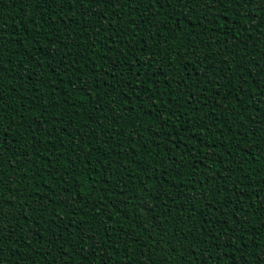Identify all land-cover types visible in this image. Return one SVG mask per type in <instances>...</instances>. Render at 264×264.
<instances>
[{"label": "trees", "instance_id": "16d2710c", "mask_svg": "<svg viewBox=\"0 0 264 264\" xmlns=\"http://www.w3.org/2000/svg\"><path fill=\"white\" fill-rule=\"evenodd\" d=\"M68 7L71 8V5ZM86 7L97 15L81 16L77 14L78 9H73L71 13L66 9L62 14L54 4L42 18V8L35 0H0V19L8 26L7 37L10 41L8 49L5 50V58L0 61L9 69L0 94L7 96L8 102L13 106L23 104L26 100L25 119L29 121L27 124H18V130L13 133L18 137V143L12 151L20 149L25 152L23 159L26 163L13 168L5 162V172L14 174L16 180L0 186V196L5 200H14L19 213H26L29 217L27 220L12 219L11 225L19 230L13 233L10 244L15 249L14 255L9 253L5 264H9L17 256L21 258L20 264H62L60 255L65 251L68 252V264H105L106 256L110 257L106 264H121V257L125 258L124 264H127V250L123 248L125 240L130 241L131 248L140 246L134 253L135 259L131 260V264H137L147 250L144 240L151 235V230L143 232L139 237L135 236L140 228L138 222L125 216L122 211L125 206L111 191V185L115 181L106 180L104 175L116 170L115 177L118 179L121 175V171L117 170L118 164L126 159L132 160L133 157L139 158V162L128 165L127 179L139 180L144 175L145 167L149 171L155 169L160 179L154 178L148 183L150 186L163 185L159 191L162 196L161 204L166 206L171 203L169 197L179 192L182 208H174L173 212L179 211L185 217L191 212L192 219H185L180 227L185 231L191 227L192 232L197 235V225L202 224L204 219L215 220L221 202L227 196H233L228 189H233L235 195L232 202L223 204V208L229 213L235 211L240 221L251 223L237 224L236 216L230 215L227 217V224H212L210 230L215 235L227 228L231 234V229L239 227L243 230L244 241H247L248 246L242 252L238 251V248L243 247L244 241L239 238L231 240L232 247L224 249L228 252L224 256L214 244L205 249L198 241H192L196 248L201 249L197 252L196 264H201L204 254L211 256L207 264H216L217 260L220 264H255L259 257L264 256V200L261 199L264 198V188H261L264 185V101L261 100L258 87V81L264 80V72L254 67L256 63L264 65V9H259L254 3L251 11L242 9L235 16L233 12H228L225 20L220 9L216 8L211 10L215 15L209 14L206 19L201 20L199 17L204 13L200 11V3L195 4V7L181 4L179 12L185 14L182 17L171 15L167 5L159 9L160 15L154 17L151 15L152 9L145 11L146 5H142L139 10H136L135 5L122 9H113L107 5L99 8L95 5ZM100 11L106 12L107 18H101ZM117 15L119 19L116 18ZM217 16L220 19H216ZM52 17L56 18L58 31L49 42H44L41 35L40 47L46 51L55 48V52L52 56H45L36 51L38 46L33 39V32L37 24L42 25L39 29L41 33L45 30L51 31ZM166 18L167 24H157V21L162 22ZM149 19L151 23H145ZM18 20L22 22L17 24ZM65 20L68 21L67 24L64 23ZM245 20L248 21L247 24L244 23ZM129 23L131 30H128ZM137 23L140 24L139 28L136 27ZM253 24L255 27H252ZM173 28L175 31H172ZM61 33L64 35L63 42L56 47V40L61 38ZM237 35L239 41H243L239 49L234 43ZM209 36L213 38L211 41ZM208 43L212 46L208 47ZM66 44L68 47H65ZM126 44L131 46L125 47ZM193 45L196 46L195 55L187 54L192 51L190 46ZM66 52L69 55H65ZM178 53L184 54L183 60L179 61L180 68L176 67ZM148 56L153 57V63L137 65V72L133 61L136 57L143 61ZM121 60L124 61L123 75H119L114 67ZM221 60H233L242 67L233 69L231 73L226 69L220 72L221 76L231 77L223 82V86L213 88L212 85L201 84V77L196 75L197 71L203 73L205 64H211L219 71L224 68L220 64ZM72 61L75 63L68 67ZM185 61L189 66L190 79H185L180 74ZM249 67L252 71L247 70ZM170 68L173 71L169 72ZM69 73H72L70 79L74 83L69 82ZM151 73L155 75H150ZM209 73L212 74L211 69ZM20 76L25 79H19ZM245 77L248 78V93L238 96L239 87ZM177 79L183 81L182 85H177ZM85 81L87 91L92 93V96L87 97L86 103L81 99L82 95H86L83 87ZM129 82H140L143 88L136 87L135 83L129 86ZM33 84L40 85L44 92L43 97L39 96ZM156 84H159V88H156ZM149 85L153 86L152 93H147ZM13 87L16 89L15 94L10 92ZM114 87L123 88L124 93L132 92L135 88V92L131 96H120L110 107L98 109L96 99L111 101L115 96ZM53 90L55 100L49 97ZM146 95L148 99H143V107H140L141 98ZM225 95L227 99H221ZM33 100L40 102L41 107H36ZM165 100L169 103L164 104ZM193 100L199 103H194ZM238 100L243 102L246 111L237 103ZM249 100L252 101V106H248ZM55 101H59L58 108H53ZM150 101L155 103L150 104ZM234 104L235 109L232 108ZM161 110L166 118L171 111V118L167 119L163 128L160 127L161 122L155 119ZM53 112L56 114L55 121ZM238 112L243 115V121L229 129L237 120ZM115 113H119V123L115 124L113 130L112 125L115 122L112 115ZM11 115L19 121V116L15 113ZM125 116L129 117L127 121L123 119ZM137 116L144 127L138 129L136 140H121V136L128 133ZM97 121L98 125L95 123ZM7 122V119L3 121L5 125ZM52 123L55 126L49 140L47 129ZM38 124L43 131L34 133L32 129ZM197 124L202 127H196ZM63 126H67L73 136L86 137L92 143L84 145L82 140H72L76 148L71 149L68 139L60 140L65 135ZM242 129H246L243 138L240 135ZM157 132L160 134L156 135ZM97 135L100 140L95 139ZM141 138L144 147H141ZM104 141L107 143H103ZM131 143L135 147L130 150ZM33 144L36 145L35 148L32 147ZM156 144H159L158 148ZM254 144L260 146L259 150ZM78 152L82 154L79 157ZM83 153H90L94 159L84 163L87 158ZM165 153L168 155L165 156ZM5 155L10 153L6 152ZM205 157L208 159H204ZM18 158L13 156V162ZM212 176L215 179H209ZM201 177L204 178L202 181ZM198 182L204 187L197 186L195 191L197 194L206 191L209 200L188 202L187 185H197ZM181 184L185 187H179ZM73 191L77 196H83V199L74 201L69 208L65 197ZM81 203L86 204L85 211L102 207L101 216L110 213L111 218L104 224L97 223L99 217L88 218L87 224H78L84 214L78 208ZM206 203L215 207H205ZM38 204H44L46 208L43 216L39 211L30 210ZM156 212L163 220V207ZM128 213L132 214L131 209ZM60 216L63 217L62 220L59 219ZM50 217L56 219L61 227L66 221H71L63 247H60L59 238L52 244L48 242L49 234L55 227L52 223H45ZM150 223L149 220L145 221L146 225ZM72 224L77 226L72 228ZM33 229L39 230L42 240L37 241L34 238ZM240 234L237 233V237ZM93 238H107L106 253L102 245L93 243ZM133 240L134 243H131ZM219 242L221 245L228 243V236L220 235ZM90 244L93 247L90 248ZM172 244L179 251H184L176 240ZM29 245H33L35 250H31ZM169 247L170 245L164 243L153 249L154 259L160 264H168L170 259H176L175 255L170 258L166 254L165 249ZM93 249L95 255L92 254ZM115 249L121 251L117 253ZM81 253L87 257L86 260H82Z\"/></svg>", "mask_w": 264, "mask_h": 264}, {"label": "snow or ice", "instance_id": "6c2138e0", "mask_svg": "<svg viewBox=\"0 0 264 264\" xmlns=\"http://www.w3.org/2000/svg\"><path fill=\"white\" fill-rule=\"evenodd\" d=\"M35 3L39 6H41L42 11L40 12V16L42 18L45 17V13L47 12L48 8H51L52 5H57L59 8L60 12L63 14L65 10L67 9L68 13H71L73 9H78V15L81 16H95L97 15L96 12L90 11L86 5H95L97 8H99L101 5H107L110 8L116 9L117 7L119 8H131L133 5L136 6V10H139V8L142 5H146L147 7L145 8V11L147 12L148 9H152L151 15L154 17L156 15H160L161 13L159 12V9L164 8L165 5L168 6L170 9L171 15H176V16H183L185 14L179 12V7L181 4L188 5L195 7V4L200 3L202 5L200 11L204 13L202 17H199V19L203 20L206 19L209 14L215 15L212 13V9L219 8L221 15H223L224 19L227 20V13L228 12H233V16L236 15V13H239L242 9H244L246 12L251 11L252 4H256L259 9H264V0H35ZM71 5V8L68 6ZM247 5V8L245 6ZM233 7H235V11H233ZM82 9V11H81ZM207 10V11H205ZM99 15L101 18H107V13L104 11H100ZM119 19L118 15L116 17ZM216 19H220L219 16L216 17ZM255 19V17H253ZM262 21H264V17H262ZM22 21H16L17 24H20ZM211 22V21H210ZM65 24L68 23L67 20L64 21ZM78 23V22H76ZM86 23V21H85ZM145 23H151V19L145 21ZM167 24L168 19L166 18L164 21H157V24ZM189 23H191V20H189ZM245 24L248 23L247 20L244 21ZM52 24L53 27L51 31L45 30L43 33L39 31V29L42 27V25L37 24L35 25V31L33 32V39L35 41V44L38 46L36 51H39L41 55L45 56H52L53 53L55 52V48H53L51 51H46L43 47H40L41 45V35L44 38V42H49L52 40L53 36L56 34L58 31V26H56V18L52 17ZM222 27L224 25H221ZM7 27L6 22L3 19H0V61H2L5 58V50L8 49L9 46V39L7 37ZM136 27L139 28L140 24L137 23ZM205 29L207 30V25L204 26ZM252 27H255V24L252 25ZM103 30V29H101ZM131 30V24L129 23V29ZM244 31H247V28L243 29ZM172 31H175V28L172 29ZM150 35H155V33H150ZM64 35L61 33V38L56 40V47H59V44L63 42ZM209 41H211L213 38L209 36ZM115 43V41H113ZM147 43V40H145V44ZM236 44V48L239 49L243 41H239V37L237 35L236 40L234 41ZM130 44H126L125 47H130ZM208 47H211V43L207 44ZM65 47H68L66 44ZM192 48V51L190 55H195V47L196 46H190ZM141 50H143V46H141ZM19 51V49H17ZM123 54V53H121ZM65 55H69V53H65ZM237 55L239 53L237 52ZM33 57H35V52L33 53ZM184 58V54H177V68H180V63L179 61H182ZM235 59V58H233ZM205 60H207V57H205ZM75 61H72L69 63L68 67H71L72 64H74ZM152 64L153 63V57L148 56L145 57L143 61H140L139 57H136V59L133 61V67H136L139 64ZM220 64L224 66V68L220 69L217 71L215 67H213L211 64H205V71L203 73H200L197 71L196 75L200 76V83L201 84H208L212 85L213 88H216L217 86H223V82L225 80H230V76H221L220 72H223L225 69L228 72H233V69H238L241 68L242 65L239 64V62H233V60H221ZM117 73L119 75H123V67H124V61L121 60L118 65H114ZM188 64L185 61L184 62V68L181 69V75L185 77V79H190V73L188 72ZM255 68L259 69L261 72H264V65H261L260 63H256L254 65ZM81 68H83V65H81ZM209 69L212 70V74L210 75ZM55 70V69H54ZM66 70V69H65ZM248 71L251 70L252 68L249 67L247 69ZM136 71L139 72V67H136ZM173 71V69H169V72ZM9 69L5 68L2 63H0V92H2V87H3V80L5 79L6 75L8 74ZM59 74V73H58ZM235 74V73H233ZM72 73H69V82L71 81ZM111 75V73H109ZM150 75H155V73H151ZM31 74H29L28 79H30ZM115 78V77H113ZM240 78V77H237ZM19 79L23 80L25 77L20 76ZM132 83H135L136 87L143 88V85L140 82H129V86H131ZM177 85H182L183 81L180 79H177L176 81ZM259 84V95L261 97V100L264 101V80L258 81ZM248 78L245 77L242 79L241 85L239 87L237 95L239 94H247L248 93ZM87 81H85L84 88L86 91V95H82L81 99L87 102V97L92 96L91 91H87ZM53 87L54 86H50ZM93 87H95V80H93ZM33 88L36 89V91L39 93L40 97L44 96V92L40 85L38 84H33ZM156 88H159V84H156ZM15 87L10 89V92L15 94L16 89ZM171 90V89H170ZM183 89H181L182 91ZM113 91L115 92V96L111 101H104L103 98L96 99L93 97V99H96V105L98 106V109H105L106 107H110L111 104H115L117 100L120 98L122 95H128L131 96L132 93L135 92V88L132 89V92L129 93H124L123 88H113ZM153 91V86L149 85L147 89V93H152ZM255 91V89H253ZM49 97L53 100H55V91L53 90L52 92L49 93ZM24 100V98H21ZM143 99H148V96L146 95L145 97L141 98V103L140 107H143ZM221 99H227V96L221 97ZM194 103H199V101L193 100ZM27 103L26 100H24L23 104L20 105H11L8 102L7 96L0 94V186H3L5 183L11 184L13 181L16 180V176L12 173H7L4 170V164L5 162L9 163L13 168H15L17 165L23 166L26 161L23 159L25 152L21 151L20 149H17L15 152L12 151L14 145L18 143V137L13 135L18 130V124H27L29 123L28 120L25 119V112H26V107L24 106ZM155 103L154 101H150V104ZM164 104H168V101H163ZM242 107L243 102L242 101H237ZM33 104H35L36 107H41V103L38 102L37 100H33ZM222 106V105H221ZM248 106H252V101L249 100ZM46 108L47 105H44ZM59 107V101H55L53 103V108H58ZM73 107H75L73 105ZM258 107V106H257ZM232 108L235 109L236 105H232ZM9 109L11 111L9 112ZM244 110L246 111L247 108L244 107ZM5 113H8V115H5ZM11 113H15L16 116H19V121L15 118V116H12ZM46 114V113H42ZM77 115L79 114L78 112L76 113ZM213 115H214V109H213ZM53 120H56V114L55 112L52 113ZM119 113H115L112 115V119L115 122L112 125V129L115 130V124L119 123L118 119ZM171 118V111L169 112L168 117L166 118L163 111L161 110L158 115L155 117L158 121L161 122L160 127L163 128V124L167 122V119ZM7 119V124L5 125L3 121ZM124 120H128L129 117L125 116L123 117ZM244 119L243 115L240 114L239 112L237 113V120L234 122V125H230L229 129L234 127L235 125L240 124ZM87 123V122H85ZM98 125V121L95 122ZM55 126L54 123L50 124L48 129H47V135L49 136V140L51 137L52 129ZM144 127L142 123H140V118L137 116L136 120L133 122L131 125L128 133L125 135L121 136V140L125 139H130L131 141L136 140V136L138 134V129ZM175 127V125H174ZM196 127H202L201 125L197 124ZM12 129L10 132L9 129ZM64 133L65 135L63 137H60V140L63 141L64 139L69 140V147L73 150H75L76 145L72 143V140H82L84 145H90L92 143L91 140L87 139L86 137L83 136H73V133L67 128V126H63ZM34 133H41L43 131L42 127L38 124L36 127L32 129ZM246 129H242L240 132L241 137L243 138L245 136ZM156 135H159L160 133L157 132L155 133ZM91 136V133L88 134ZM171 135V133H169ZM33 139L35 137H32ZM96 140H100L99 135L95 137ZM114 139V138H113ZM103 143H107V141H104ZM55 147L56 145H52ZM145 145L142 142L141 138V147H144ZM254 147H256L258 150L260 146L258 144H254ZM33 148L36 147L35 144L32 145ZM121 147L123 145L121 144ZM135 147L134 143H131L129 145V149L131 150L132 148ZM156 147H159V144H156ZM236 147H239V145H236ZM111 151V149H109ZM10 153V155H5V153ZM63 155V153H60ZM151 154V150L149 151V155ZM82 155L81 153H77V157ZM83 155L87 158L84 163H87L89 160L94 159V157H91L90 153H83ZM168 153H165V156H167ZM17 156L19 157L18 159L13 162L12 157ZM204 159H208V157H205ZM136 162H139V158L133 157L132 160H125L118 164L117 170L121 171V175L117 179L115 177V171L116 170H111L109 172H106L105 179L106 180H114L115 182L112 183L111 185V191L116 195L118 198L119 202L123 204L125 207L122 209L124 213L126 214L125 216H128L129 219H135L136 222H138L140 228L139 231L135 233L136 237H139L142 235L143 232L151 230V235L145 237L144 243L147 245V250L143 256L139 258L137 261V264H160L159 261L154 259V251L153 249L156 247V245L159 244H168L170 245L169 248L165 249L166 254L171 258L173 255H175L176 259H170L168 264H196L197 260V252H200L201 249L196 248L192 241H198L200 245H202L205 249L210 245L214 244L217 249H220V254L227 256L228 252L225 251L224 249L232 247L230 241L239 238L240 240L244 241L243 237V230L240 229L239 227L235 229H231V234H229V229L223 228L220 233L213 234V231L210 230V226L212 224H217V225H224L228 223L227 217L230 215L236 216V222L237 224L243 223L245 225L250 224L251 221H240L239 216L236 214L235 211H232L229 213L227 209L223 208V204H230L232 202L233 196L235 193L233 192V189L229 188L228 192L233 193V196H227L222 202L221 206L217 208V217L215 220L209 221L207 219L203 220L202 224L197 225L199 229V234H194L192 232V228L189 227L187 231L184 230L183 227H180V223L182 221L191 220L192 219V214L191 212L188 214L187 217H185L181 212H173V209H181L182 208V202L178 198L179 192L175 195H171L169 199L171 200V203H168L166 206H163L161 204L162 196L159 194L160 188L163 187V185H149L148 181L153 180L154 178L159 180L160 177L156 175V170L153 169L152 171H149L147 167L143 169L144 175L139 179V180H130L127 179L129 176L128 172V165L129 164H134ZM174 158H173V163H174ZM49 164H51V161H49ZM75 165V161H73V166ZM110 167V165H109ZM175 171V169H173ZM243 171V169H241ZM204 178L201 177V181ZM209 179H215V176L209 177ZM203 188L204 185L201 182H198L197 185H187L188 191L186 193L187 201L188 202H195L198 200H204L208 201L209 197L207 195L206 191H202L199 194L195 191L196 187ZM179 187H185V185L181 184ZM261 188H264V185H261ZM139 189V191H137ZM10 191H13V189H9ZM27 190V189H25ZM155 190V191H153ZM37 190V194H38ZM65 191H67L65 189ZM107 191V189H106ZM141 193L144 195L141 196ZM257 195H259L257 193ZM83 199V196H77L76 192H69L68 196L65 197V202L68 204L69 208L73 206L74 201ZM264 200V198H261ZM5 205L7 207H5ZM163 207V216L164 219L161 220L160 217L157 215L156 210L160 209ZM205 207H215V205H210L208 203L205 204ZM255 207V206H253ZM78 208L81 212L84 214L80 217V220L77 222L78 224H87L88 223V218H96L99 217L97 223L99 224H104L106 220L111 218L110 213H105L104 216H101V211L102 207H93L90 209H86V204L81 203L78 205ZM131 209L132 214L129 215L128 210ZM32 212L39 211L41 216H43V213L46 211V208L44 204H38V206L32 207L30 209ZM195 211V209H193ZM53 212L55 213V209H53ZM19 210L17 208V205L14 200L12 199H7L5 200L2 196H0V264H5V261L8 259V254L11 253L13 254L15 252L14 248L10 247L12 238H13V233L15 231H18L19 228L12 226L11 221L12 219L16 220H27L29 219L28 215L26 213H19ZM58 215V214H57ZM203 216L204 214L201 213ZM155 217V219H153ZM59 219H63L62 216L59 217ZM149 220L151 223L149 225L145 224V221ZM35 223H38L37 221H33ZM45 223H52L55 227L53 231L49 234V239L48 242L49 244H52L57 238L61 241L60 247H63V242L66 238V233L68 231L69 224L71 221H66L64 223V226L61 227L60 224L56 219H53L52 217L49 218L48 221H45ZM72 228H75L77 225L72 224ZM31 227V225H29ZM123 229H121L122 231ZM107 231V229H105ZM237 233H241L237 237ZM83 235V233H81ZM220 235L228 236L229 242L225 243L224 245H221L219 242ZM33 236L37 241L42 240L43 237L40 236L39 230L38 229H33ZM179 237V239H177ZM211 237V239H209ZM176 240L177 243L181 244V247L184 249V251H179L175 245L172 244V241ZM154 241V243H152ZM17 243H19V239L17 240ZM93 243L97 245H102L104 247L105 253L107 252V238H102V239H94L93 238ZM131 243H134V240L131 241ZM248 243L247 241H244L243 247L238 248V251H243L245 248H247ZM31 250H35L33 245L28 246ZM89 247H93V245H89ZM139 245L136 248H131L130 247V241L125 240L123 242V248L127 250V257L128 261L127 264H131V260L135 259L134 253L139 249ZM7 249V251H6ZM117 253H119L121 250L120 249H115ZM195 253V254H194ZM93 255H95V249H93ZM14 255V254H13ZM47 255H50L47 254ZM46 255V258H47ZM82 255V260H86L87 257ZM68 252L65 251L60 255V260L62 261V264H68ZM191 258V259H189ZM110 259V257L105 258V264L106 260ZM121 264H124L125 258L121 257ZM211 259V256H208L204 254V258L201 259V264H207L208 260ZM21 258L20 257H15V259L10 260L9 264H20ZM216 264H220L219 260H217ZM238 264V262H237ZM255 264H264V256L259 257L256 261Z\"/></svg>", "mask_w": 264, "mask_h": 264}]
</instances>
